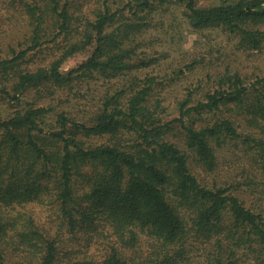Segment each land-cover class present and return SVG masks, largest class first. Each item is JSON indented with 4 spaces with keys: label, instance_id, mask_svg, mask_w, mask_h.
Listing matches in <instances>:
<instances>
[{
    "label": "trees",
    "instance_id": "1",
    "mask_svg": "<svg viewBox=\"0 0 264 264\" xmlns=\"http://www.w3.org/2000/svg\"><path fill=\"white\" fill-rule=\"evenodd\" d=\"M172 2L264 49V0H0V264H264V207L190 168L238 149L264 179V74L188 88L169 119L158 76L128 75L162 55L144 33ZM121 77L80 117L60 104Z\"/></svg>",
    "mask_w": 264,
    "mask_h": 264
},
{
    "label": "rangeland",
    "instance_id": "2",
    "mask_svg": "<svg viewBox=\"0 0 264 264\" xmlns=\"http://www.w3.org/2000/svg\"><path fill=\"white\" fill-rule=\"evenodd\" d=\"M216 1L218 0H199V3L206 5ZM154 18L153 27L144 33V48L149 51L159 50L162 55L153 64L134 69L128 75L158 76L163 83L160 95L165 107L163 116L167 119L177 115V102L185 96L188 88L193 89V96L199 98L211 89L224 72H239L246 78L264 74V49H243L238 45L236 35L220 27L199 31L192 29L175 2L166 5ZM80 59L81 56L67 60L64 67L73 66ZM191 62L193 66L186 67ZM178 69H182L183 73H179ZM124 78L111 81L97 78L84 82L71 91H60L59 98L63 101L60 104L62 107H71L73 114L80 117L83 111L94 108L95 102L105 90L119 87ZM248 164L249 160L238 149L225 148L218 153L215 170L204 171L193 162L190 163V168L204 183L229 187L246 206L253 209L263 208L264 179L259 173H254ZM248 177L254 180L250 185L246 184ZM189 248L196 259L203 257L200 243H192Z\"/></svg>",
    "mask_w": 264,
    "mask_h": 264
}]
</instances>
